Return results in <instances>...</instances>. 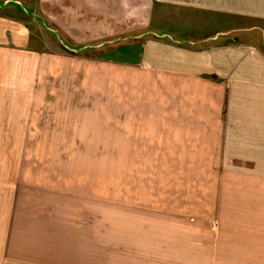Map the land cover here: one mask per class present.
<instances>
[{
    "label": "rangeland",
    "instance_id": "1",
    "mask_svg": "<svg viewBox=\"0 0 264 264\" xmlns=\"http://www.w3.org/2000/svg\"><path fill=\"white\" fill-rule=\"evenodd\" d=\"M56 1L0 0V40L23 35L38 52L79 57L165 48L143 30L81 46L51 18ZM249 7L231 35L193 46L233 56L221 62L220 150L200 138L208 134L169 131L165 88H96L97 77L76 88L81 76L45 93L0 88V264H178L179 247L193 255L194 223L209 213L211 193L224 191L216 184L226 179V150L239 161L258 150L264 0ZM138 79L150 80L144 71Z\"/></svg>",
    "mask_w": 264,
    "mask_h": 264
},
{
    "label": "crops",
    "instance_id": "2",
    "mask_svg": "<svg viewBox=\"0 0 264 264\" xmlns=\"http://www.w3.org/2000/svg\"><path fill=\"white\" fill-rule=\"evenodd\" d=\"M51 12L57 28L81 46L143 30L165 48L161 54L129 50L79 57L58 49L38 52L26 46L23 35L1 39L0 88H40L45 93L57 85L74 88L77 76L81 84L76 88H91V77L100 81L96 88H165L169 131L208 134L200 138L218 141L222 148L228 78L221 73V62L233 56L193 46L231 35L235 22L248 21L249 0H57ZM19 27L25 29L24 24ZM143 71L150 80L140 84L138 73ZM258 121L257 152L243 150L239 161L226 150L221 168L226 179L216 184L224 191L215 197L211 193L207 214L213 225L206 223L207 215L194 223L193 255L179 247L178 264H264V116Z\"/></svg>",
    "mask_w": 264,
    "mask_h": 264
}]
</instances>
